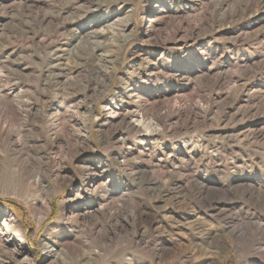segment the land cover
I'll use <instances>...</instances> for the list:
<instances>
[{
	"label": "rangeland",
	"instance_id": "rangeland-1",
	"mask_svg": "<svg viewBox=\"0 0 264 264\" xmlns=\"http://www.w3.org/2000/svg\"><path fill=\"white\" fill-rule=\"evenodd\" d=\"M0 264H264V0H0Z\"/></svg>",
	"mask_w": 264,
	"mask_h": 264
},
{
	"label": "bare ground",
	"instance_id": "bare-ground-1",
	"mask_svg": "<svg viewBox=\"0 0 264 264\" xmlns=\"http://www.w3.org/2000/svg\"><path fill=\"white\" fill-rule=\"evenodd\" d=\"M114 31V30H113ZM90 32V31H89ZM98 33H100V32H98ZM92 34H94V33H92ZM103 34V33H102ZM86 35V34H85ZM95 35V34H94ZM88 36V35H87ZM91 36V35H90ZM100 36V35H99ZM99 38V37H98ZM90 39V38H89ZM93 39V38H92ZM87 41H89V40H87ZM104 42V41H103ZM103 42L101 41V40H96V39H94V41H93V43H94V45H92L91 47H92V49H96V48H100V47H102L103 46ZM86 48V47H85ZM80 55H81V53H80ZM79 55V56H80ZM82 55H83V53H82ZM105 55V54H104ZM108 55V54H107ZM98 56V55H97ZM98 58V57H97ZM102 58V57H101ZM108 59V58H107ZM98 60V59H97ZM99 61V60H98ZM94 62V61H93ZM104 68V67H103ZM114 69V68H113ZM106 70V69H105ZM111 70V69H110ZM110 73H111V71H110ZM113 74V73H112ZM2 229L4 230V232H9L10 230H9V228H10V226H11V224H9L8 222H6V221H4L3 222V224H2Z\"/></svg>",
	"mask_w": 264,
	"mask_h": 264
}]
</instances>
